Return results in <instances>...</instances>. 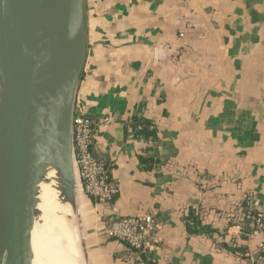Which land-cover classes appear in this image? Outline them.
Masks as SVG:
<instances>
[{"label": "crops", "instance_id": "crops-1", "mask_svg": "<svg viewBox=\"0 0 264 264\" xmlns=\"http://www.w3.org/2000/svg\"><path fill=\"white\" fill-rule=\"evenodd\" d=\"M86 25L77 102L120 192L99 203L77 175L83 264H137L103 227L146 216L154 264L259 263L263 238L244 240L236 216L246 196L264 200V0H86ZM139 107L157 142L135 137ZM191 210L212 236L188 234Z\"/></svg>", "mask_w": 264, "mask_h": 264}, {"label": "water", "instance_id": "water-1", "mask_svg": "<svg viewBox=\"0 0 264 264\" xmlns=\"http://www.w3.org/2000/svg\"><path fill=\"white\" fill-rule=\"evenodd\" d=\"M87 52L86 0H0V264H33L47 164L82 257L73 120Z\"/></svg>", "mask_w": 264, "mask_h": 264}, {"label": "built area", "instance_id": "built-area-1", "mask_svg": "<svg viewBox=\"0 0 264 264\" xmlns=\"http://www.w3.org/2000/svg\"><path fill=\"white\" fill-rule=\"evenodd\" d=\"M93 121L85 112L83 105L76 102L73 120L75 161L84 193L103 204H110L119 195V185L112 180L110 168L94 156ZM244 202L255 210L252 236L263 238L260 247L261 258L258 264H264V200L252 195ZM237 221L241 225L243 207L237 211ZM153 217H115L106 221L103 234L129 246L137 255V264H146L144 256L147 249V237Z\"/></svg>", "mask_w": 264, "mask_h": 264}, {"label": "bare ground", "instance_id": "bare-ground-1", "mask_svg": "<svg viewBox=\"0 0 264 264\" xmlns=\"http://www.w3.org/2000/svg\"><path fill=\"white\" fill-rule=\"evenodd\" d=\"M59 178L52 164L44 166L37 186L38 214L32 229L33 264H83L78 235L66 223L71 213L63 205Z\"/></svg>", "mask_w": 264, "mask_h": 264}, {"label": "trees", "instance_id": "trees-1", "mask_svg": "<svg viewBox=\"0 0 264 264\" xmlns=\"http://www.w3.org/2000/svg\"><path fill=\"white\" fill-rule=\"evenodd\" d=\"M142 111H143L142 107H139L135 111L131 119L130 127L133 130L136 138L143 140L146 143L150 141L157 142L159 137H158V132L154 126V123L143 117ZM151 151L152 149H149L147 153L149 154ZM140 162L147 170L159 168L163 164L162 161L147 156H141ZM242 207H243V219L241 222L242 231H243L242 238L248 241L254 231L253 216L255 214V210L253 208L248 207L245 202L242 204L241 208ZM185 221L189 235L212 236L215 233L214 230L203 224V221L200 218V216L197 215L193 210L190 211ZM230 250H232L233 253H236L240 256L246 255V248L234 247L233 249ZM259 257H261V255ZM143 258L146 264H154L147 259L146 255ZM255 264H258L256 260H255Z\"/></svg>", "mask_w": 264, "mask_h": 264}, {"label": "rangeland", "instance_id": "rangeland-1", "mask_svg": "<svg viewBox=\"0 0 264 264\" xmlns=\"http://www.w3.org/2000/svg\"><path fill=\"white\" fill-rule=\"evenodd\" d=\"M67 211H69V210H67ZM69 214H70V212H69ZM70 215H71L70 220L67 219L66 223L68 222L69 224L72 225L73 228H75L76 221H75L74 215L73 214H70ZM63 221H64V219H63ZM75 230H76V228H75Z\"/></svg>", "mask_w": 264, "mask_h": 264}]
</instances>
